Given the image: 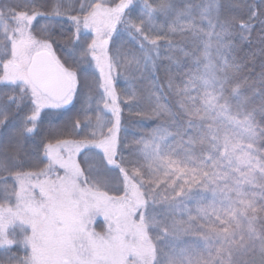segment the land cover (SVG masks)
<instances>
[{"label":"snow or ice","instance_id":"obj_1","mask_svg":"<svg viewBox=\"0 0 264 264\" xmlns=\"http://www.w3.org/2000/svg\"><path fill=\"white\" fill-rule=\"evenodd\" d=\"M0 264H264V0H0Z\"/></svg>","mask_w":264,"mask_h":264},{"label":"rangeland","instance_id":"obj_2","mask_svg":"<svg viewBox=\"0 0 264 264\" xmlns=\"http://www.w3.org/2000/svg\"><path fill=\"white\" fill-rule=\"evenodd\" d=\"M120 86H121V87H123V86H124V81H123V80L121 81V84H120Z\"/></svg>","mask_w":264,"mask_h":264}]
</instances>
